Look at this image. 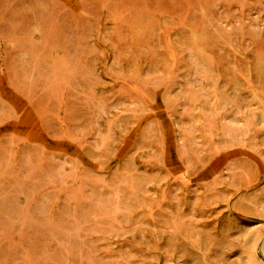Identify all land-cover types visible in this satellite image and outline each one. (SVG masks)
<instances>
[{"label": "rangeland", "instance_id": "rangeland-1", "mask_svg": "<svg viewBox=\"0 0 264 264\" xmlns=\"http://www.w3.org/2000/svg\"><path fill=\"white\" fill-rule=\"evenodd\" d=\"M0 264H264V0H0Z\"/></svg>", "mask_w": 264, "mask_h": 264}]
</instances>
